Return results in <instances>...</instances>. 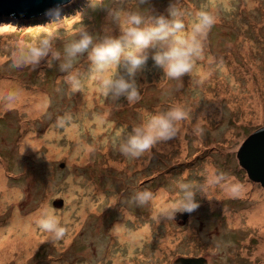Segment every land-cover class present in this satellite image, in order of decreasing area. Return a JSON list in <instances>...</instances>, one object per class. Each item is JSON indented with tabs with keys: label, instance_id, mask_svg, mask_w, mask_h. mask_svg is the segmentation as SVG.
Masks as SVG:
<instances>
[{
	"label": "rangeland",
	"instance_id": "1",
	"mask_svg": "<svg viewBox=\"0 0 264 264\" xmlns=\"http://www.w3.org/2000/svg\"><path fill=\"white\" fill-rule=\"evenodd\" d=\"M63 4L58 19L45 12L0 16V26L5 27L0 34L13 39L4 47L0 75L17 77L28 89L45 94V103L31 119L25 107L1 108L9 92L0 100L4 174H0V227L9 224L14 208L28 216L43 210L42 205L68 221L59 241L35 226L39 242L22 264H114L115 255L122 257V264H173L185 255H202L209 264L260 262L262 253L256 251L264 241V188L248 176L237 151L264 126V0H69ZM171 4L181 11L188 31L201 10L216 18L203 42L204 59L197 61L194 74L172 80L149 58L136 74L141 99L135 104L129 105L123 97L116 102L104 97L96 78L104 74L92 72L87 53L74 65L81 82V91L75 93L65 81L66 73L59 70V61L51 68L43 62L36 70L11 66V53L21 41H38L52 31L55 46L62 49L85 28L99 42L105 35L118 37L126 27L123 21L120 25L111 21L109 9L140 12L149 20L167 16ZM116 71L126 74L112 69ZM172 105L188 111L172 140L139 158H127L114 148L149 114ZM27 132L41 140L34 150L21 147ZM181 182L203 188L196 196L200 206L185 220L179 217L183 213L167 219L160 210L178 199ZM230 183H237L238 189L220 194V187ZM5 188L20 189V196L2 202ZM144 189L156 194V200L144 207L131 204L133 193ZM213 193L217 197L212 205L208 195ZM88 199L92 206L82 213ZM258 203L259 218L250 221V209ZM116 224L124 229H114ZM133 233L138 241L134 246L127 238ZM3 261L16 264L14 256L4 255Z\"/></svg>",
	"mask_w": 264,
	"mask_h": 264
},
{
	"label": "clouds",
	"instance_id": "2",
	"mask_svg": "<svg viewBox=\"0 0 264 264\" xmlns=\"http://www.w3.org/2000/svg\"><path fill=\"white\" fill-rule=\"evenodd\" d=\"M145 2L146 0H142V3ZM63 7L61 0L47 9L45 15L58 19ZM108 16L113 23L120 25L123 21L126 24V27L120 29L118 37L105 35L97 42L92 34L82 28L78 38L65 42L60 49L54 43L55 33L47 31L38 41L19 42L11 53V66L16 69L31 67L36 70L43 62L51 68L54 62L59 61V70L66 73L65 81L75 93L81 91V82L73 72L74 65L87 53L92 72L104 74L96 77L100 80L104 97L112 102L123 97L131 105L141 99L136 74L149 58L154 61L155 66L163 70L164 77L168 79L180 80L186 74H194L197 61L204 59L203 42L207 32L216 23L212 14L201 10L195 14L188 31L176 4L169 6L167 16H151L149 20L140 12H129L121 8L109 9ZM2 28L3 25L0 26ZM114 68L123 69L126 74H121L120 71L113 73ZM187 118L188 111L180 105L169 106L166 110L158 108L155 114H149L144 122L133 126L130 133L120 137L114 148L127 158H139L158 144L176 137L178 125ZM177 187L178 199L160 210L161 215L167 219L174 220L177 213H193L200 206L196 196L198 192H203L202 187L192 182H181ZM156 198V194L150 190H138L133 193L130 203L144 207ZM67 223V217L62 220L55 209L44 208L36 226L49 234L53 241H59L66 234ZM130 238L134 240V234H130Z\"/></svg>",
	"mask_w": 264,
	"mask_h": 264
},
{
	"label": "bare ground",
	"instance_id": "3",
	"mask_svg": "<svg viewBox=\"0 0 264 264\" xmlns=\"http://www.w3.org/2000/svg\"><path fill=\"white\" fill-rule=\"evenodd\" d=\"M5 27L0 29L1 31H4ZM12 38L10 36L1 35L0 34V65L5 59V52H3L4 47L6 45V42L8 40H11ZM13 40V39H12ZM6 92H9V98L4 99V102L1 104V108H4V106L10 107V106H17L18 108L22 109V107H25V109L28 110V119H31L35 114L39 113V108L43 106L45 103L44 100V93H39L38 88H32L28 89L19 78L8 76L5 74L0 75V100L4 96ZM32 132V131H30ZM39 138H33L29 135V132H27L26 137L24 138L21 147L23 150H34L39 146ZM56 148H52V151H55ZM58 153V152H57ZM2 167L0 164V174H2ZM4 174H2L3 176ZM212 184L214 185V188H217L218 185H216L214 179H210ZM1 185V183H0ZM5 184L3 185V187ZM237 183H230L228 186H222L220 187L222 192L225 193H232L235 192L238 189ZM213 190V189H212ZM213 192V191H212ZM211 192V193H212ZM20 189H4V195L2 197V202H8L12 200L13 198H18L20 196ZM98 194L100 196L103 195V191L99 190ZM163 192L160 194L162 195ZM163 197V196H162ZM209 201L213 205L215 203V199L217 195L215 193L208 195ZM165 202V201H164ZM165 205L167 203L165 202ZM85 206L83 208L82 213L85 212V209L92 206V200L88 199ZM42 208H49L48 205H42ZM50 209V208H49ZM261 209V204H257L253 208L250 209V215L249 220L253 222H257V219L259 218V215L257 211ZM43 210H39L33 215L23 216L18 212L17 208H14L13 215L10 218L9 224L6 226L0 227V264H3L4 255L6 256H14L16 264H22L26 261V259L30 256L36 245L38 244V238L37 234L35 232L34 227L36 226V221L40 218V214ZM261 223L262 221L259 220ZM121 224H116L115 229L121 230L124 229V226H120ZM262 225V223H261ZM262 229H264V226H261ZM134 234V233H133ZM123 235V234H121ZM120 235V237H121ZM138 235V234H136ZM125 236L121 237V239H124ZM140 237V234H139ZM130 239V241H134L133 246L136 245L135 243L138 241L132 240L130 236L127 237ZM137 239V238H136ZM139 240V239H137ZM131 248V246H130ZM258 248H260V251ZM257 248V253H262V260L258 262L257 264H264V241H261L259 244V247ZM5 252V253H2ZM122 257L120 255H115L114 264H122ZM55 264H60L59 261H55Z\"/></svg>",
	"mask_w": 264,
	"mask_h": 264
},
{
	"label": "water",
	"instance_id": "4",
	"mask_svg": "<svg viewBox=\"0 0 264 264\" xmlns=\"http://www.w3.org/2000/svg\"><path fill=\"white\" fill-rule=\"evenodd\" d=\"M69 0H62L63 3ZM61 0H0V16L32 17L44 13ZM240 165L248 176L264 187V126L252 132L237 151ZM189 213L180 214L186 219ZM173 264H209L204 256L178 257Z\"/></svg>",
	"mask_w": 264,
	"mask_h": 264
},
{
	"label": "flooded vegetation",
	"instance_id": "5",
	"mask_svg": "<svg viewBox=\"0 0 264 264\" xmlns=\"http://www.w3.org/2000/svg\"><path fill=\"white\" fill-rule=\"evenodd\" d=\"M264 188V187H263ZM185 220V219H184ZM185 256H188V257H197V256H202V255H185ZM207 258V257H206Z\"/></svg>",
	"mask_w": 264,
	"mask_h": 264
}]
</instances>
